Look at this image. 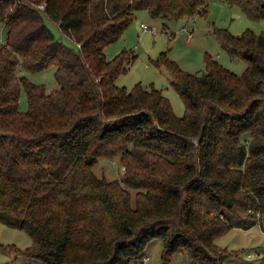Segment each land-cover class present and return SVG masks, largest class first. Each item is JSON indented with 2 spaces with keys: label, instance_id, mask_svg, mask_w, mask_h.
I'll return each instance as SVG.
<instances>
[{
  "label": "trees",
  "instance_id": "1",
  "mask_svg": "<svg viewBox=\"0 0 264 264\" xmlns=\"http://www.w3.org/2000/svg\"><path fill=\"white\" fill-rule=\"evenodd\" d=\"M224 1L264 19V0ZM208 5L0 0V222L32 240L15 252L43 264H131L159 238L164 262L185 250L188 264H223L238 251L220 248L218 237L255 223L264 232V32L215 30L221 46L247 63L238 75L210 55L197 74L160 53L155 63L171 75L182 116L160 89L115 83L132 50L104 52L137 10L169 20L205 15ZM18 66H54L58 87L47 91L18 75ZM115 156L119 179L94 172L100 158Z\"/></svg>",
  "mask_w": 264,
  "mask_h": 264
},
{
  "label": "rangeland",
  "instance_id": "2",
  "mask_svg": "<svg viewBox=\"0 0 264 264\" xmlns=\"http://www.w3.org/2000/svg\"><path fill=\"white\" fill-rule=\"evenodd\" d=\"M45 21L56 36H61L53 21ZM142 23L152 29L143 30ZM218 28H226L232 34H240L246 29L261 33L264 32V19H250L240 7L231 6L224 0H209L205 15L196 13L190 17L169 20L154 18L146 9L137 10L122 35L104 49L107 58L114 57L122 50H132L136 54L126 70L117 76L115 83L125 86L128 91L138 83L147 89H160L169 100L175 115L182 116L185 112L184 103L171 84V75L164 65H157L155 60L161 52H165L167 58L174 60L182 70L201 74L205 70V57L210 55L227 70L241 74L247 63L241 58L232 57L221 46L215 34ZM5 32L0 22V39H5ZM62 40L65 44L75 45L66 36H62ZM54 70L55 67L51 66L31 72L18 66L16 73L26 76L34 83L44 84L46 90L51 91L58 87ZM18 103L21 111L27 110L23 86ZM93 170L107 179H119L122 176V165L118 156L100 158ZM215 242L220 248L238 251L236 255L225 259L223 264H264V232L258 223L245 229L234 226ZM31 243V237L24 230L0 222V264H43L37 259L15 252L12 248L15 246L23 250ZM162 253V240L154 238L145 248V256L148 257L131 264H188L185 250L174 252L166 262L163 261ZM248 253L251 255L248 256Z\"/></svg>",
  "mask_w": 264,
  "mask_h": 264
},
{
  "label": "built area",
  "instance_id": "3",
  "mask_svg": "<svg viewBox=\"0 0 264 264\" xmlns=\"http://www.w3.org/2000/svg\"><path fill=\"white\" fill-rule=\"evenodd\" d=\"M141 26H142L143 30L152 29L151 27L147 26V25L144 24V23H142ZM4 41H5V39H3V38L0 39L1 44L4 43ZM146 258H147V257H145V259H146Z\"/></svg>",
  "mask_w": 264,
  "mask_h": 264
},
{
  "label": "crops",
  "instance_id": "4",
  "mask_svg": "<svg viewBox=\"0 0 264 264\" xmlns=\"http://www.w3.org/2000/svg\"><path fill=\"white\" fill-rule=\"evenodd\" d=\"M236 227H239V226H236ZM239 228H240V227H239ZM244 229H245V228H244ZM262 232H263V231H262ZM257 254H258V253H257ZM247 255H248V256H250V255H251V253H248Z\"/></svg>",
  "mask_w": 264,
  "mask_h": 264
}]
</instances>
